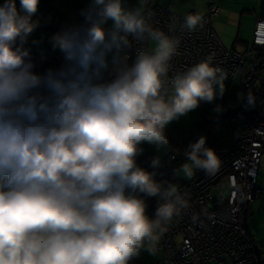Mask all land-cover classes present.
Here are the masks:
<instances>
[{"label":"clouds","instance_id":"obj_1","mask_svg":"<svg viewBox=\"0 0 264 264\" xmlns=\"http://www.w3.org/2000/svg\"><path fill=\"white\" fill-rule=\"evenodd\" d=\"M39 5L0 4V264H133L156 253L187 207L159 178L164 158L175 156L168 127L222 99L227 76L209 56L169 77L179 39L153 26L150 0H88L81 23L48 38L63 63L38 72ZM168 27L177 29L175 17ZM203 27L194 14L179 24ZM238 102L255 107L251 93ZM224 110L215 104L217 119ZM145 146L154 153L147 167ZM182 155L174 176L221 167L203 135Z\"/></svg>","mask_w":264,"mask_h":264},{"label":"built area","instance_id":"obj_2","mask_svg":"<svg viewBox=\"0 0 264 264\" xmlns=\"http://www.w3.org/2000/svg\"><path fill=\"white\" fill-rule=\"evenodd\" d=\"M74 5H79L78 0H74ZM150 7L155 13L153 26L179 39L170 62L169 77L211 56L214 65L223 68L227 78L238 82L239 93H251L255 98L253 108H245L240 102L232 108L224 95L215 103H203L197 109L201 116H215L212 136H207V145L215 149L221 159V167L215 175L195 170L191 177L182 173L174 176L173 169L185 162L183 155L175 152L174 158H164L159 178L177 186L185 195L187 207L167 224L157 245L156 264H264V251L258 241L250 237L246 227V218L252 214L251 205L262 193L258 187V165L264 147V18L256 19L250 45L236 50L223 43L212 24V18L219 12L214 0L207 1L204 13L192 7L180 14L171 9V4L162 5L153 0ZM48 11V6H43L38 10V18L45 19ZM188 14L202 16L204 27L193 32L182 31L179 24ZM173 17L177 29L170 32L168 26ZM78 21L82 22L80 15ZM40 41L32 49H41L45 70L58 68L63 63L62 55L51 46H45L43 39ZM215 104L225 109L218 119L213 112ZM225 121H229L234 133L228 142L218 144L213 133ZM201 135L204 136L200 131L193 132L189 142ZM152 155L145 148L140 163L147 167ZM217 184L226 186L225 196L213 197L209 189ZM156 204L154 199L149 200L150 216ZM133 264L141 263L136 259Z\"/></svg>","mask_w":264,"mask_h":264},{"label":"rangeland","instance_id":"obj_3","mask_svg":"<svg viewBox=\"0 0 264 264\" xmlns=\"http://www.w3.org/2000/svg\"><path fill=\"white\" fill-rule=\"evenodd\" d=\"M166 0H161V3ZM172 1L173 8L172 10L177 13H185L191 6V0H167L165 4ZM193 1V0H192ZM208 0H194L196 10L204 13L206 10L205 4ZM216 3L221 4L220 14L213 17L214 28L222 36L223 43L228 48H233L236 50H241L240 45H232L231 39L233 41L234 37L241 33L244 36L248 37L245 39L249 41L252 39V20L257 15H264V0H215ZM4 0H0L2 4ZM80 4V0H78ZM130 5H135L136 0H128ZM43 0H40V6L43 5ZM55 5H60V7L65 10H69L68 14H64V18H58L55 22L49 23V18L46 19L47 28H49V33L53 34L56 31L60 30L62 27L67 25H76V19L78 21L79 13L74 14V10L80 8V6L74 5V0H50V8L53 9ZM17 6L19 7V0H17ZM35 19V17H34ZM42 22L40 21V26ZM38 30V29H37ZM46 28L44 29V31ZM36 33H33V35ZM221 38V37H220ZM33 58L36 62V70L38 72H44L45 68L42 63V53L41 50L35 48L32 50ZM226 92L225 96L228 99V105L232 108L235 103L238 102V83H236L232 78H227L225 81ZM211 115V114H210ZM208 115L201 116L198 114V111H194L187 118H181L178 122H173L169 125L167 129V134L171 139L172 144L175 146L174 151L178 153V150H181L180 146H177L178 141H180L181 133L189 132L190 130L200 131L204 136H212L211 131H213V126L215 118L211 122L208 120ZM201 124L202 126H199ZM233 130L231 129L229 121H225L222 126H217L215 132L213 133L214 137L218 139H227V136L233 135ZM224 141V140H223ZM148 152L153 153V150L145 146ZM258 187L262 189V193L259 198H257L251 205L252 214L246 218V227L249 235L252 238H255L258 241L260 249L264 251V147H262L261 158L258 165ZM213 197L225 196L227 194L226 186L217 184L212 186L210 189ZM141 264H156L157 256L155 254H149L148 252H142L139 258L137 259Z\"/></svg>","mask_w":264,"mask_h":264},{"label":"crops","instance_id":"obj_4","mask_svg":"<svg viewBox=\"0 0 264 264\" xmlns=\"http://www.w3.org/2000/svg\"><path fill=\"white\" fill-rule=\"evenodd\" d=\"M153 1H156V2H158V3H160V4H162V5H168V4H171V9L173 8V3H172V1H170V2H168L167 4H165L166 2H167V0L165 1V2H163V3H161V0H153ZM194 1V0H193ZM192 0H191V4H192V6L188 9V10H190L193 6H194V8L196 9V7H195V4H194V2H193ZM222 0H220V2H221ZM87 3H88V0H80V8H78V9H75L73 12H74V14L75 15H77L79 12H78V10L80 11L82 8H84V7H86V5H87ZM216 5H217V7H218V9H219V12H218V14L217 15H219L220 14V6H221V4H217L216 3ZM41 7L42 6H40L39 7V9H41ZM53 9H51V8H49V11L47 12V14H46V19L47 18H49L48 20H49V23H52V22H55L56 20H58V17L57 16H59L60 18H64V14H68L69 13V10L67 9V10H65V9H63L62 10V8L60 7V5H55L54 7H52ZM187 10V11H188ZM206 10V9H205ZM55 13V14H54ZM54 15H57L56 17L54 16ZM217 15H215V16H217ZM214 16V17H215ZM35 18H38L37 16L35 17ZM59 18V19H60ZM258 18H264V15H257V16H255V18H253V20H252V23H251V25H252V30H253V27H254V24H255V21H256V19H258ZM39 19V18H38ZM46 19L44 20V21H46ZM40 20V19H39ZM41 22H42V25L38 28V30H36L34 33H36V34H34L33 35V39H43V42H44V44L45 45H47V46H50V44L48 43V38L52 35L51 33H49V28H47V26H48V24H46V22H44V21H42V20H40ZM76 25L78 24V21H77V19H76ZM212 24H213V18H212ZM213 26H214V24H213ZM46 28V30L44 31V29ZM216 31L218 32V30L216 29ZM218 34H219V36L221 37V39H223L222 38V36H221V34L218 32ZM251 36H252V33H251ZM252 38V37H251ZM245 39H248V37H246V36H244V34L243 33H241V36H240V34H238L236 37H234V39H233V41H232V39H231V42H232V45L233 46H235V45H240L241 46V48H238V49H244V48H246V47H248L249 46V44H250V42H251V39L249 40V41H246ZM223 41V40H222ZM35 48H38V49H40L39 47H34L33 49H35ZM32 49V50H33ZM233 49V48H232ZM41 50V49H40ZM41 53H42V51H41ZM234 80V79H233ZM236 83H238L236 80H234ZM238 89H239V84H238ZM210 115V114H209ZM212 118H215V116L213 117V115H210V121L209 120H207V121H209V122H211L213 119ZM231 135H230V137H228L227 136V139H221L222 140V142H226V141H228L229 139H231ZM252 209V208H251Z\"/></svg>","mask_w":264,"mask_h":264},{"label":"trees","instance_id":"obj_5","mask_svg":"<svg viewBox=\"0 0 264 264\" xmlns=\"http://www.w3.org/2000/svg\"><path fill=\"white\" fill-rule=\"evenodd\" d=\"M215 1V0H214ZM43 5H42V7L43 6H48V8H50V0H43ZM215 3H216V1H215ZM78 6H80V4L78 5ZM205 6H206V4H205ZM41 7V8H42ZM194 7V6H193ZM40 10V9H39ZM187 12V11H186ZM55 14V13H54ZM183 14V13H182ZM38 17V16H37ZM58 18H59V16H57ZM40 19V18H39ZM46 19V18H45ZM45 19H40V20H42V21H44ZM79 23H81V22H78V24ZM250 45V44H249ZM45 46H47V45H45ZM247 48V47H246ZM242 50V49H241ZM209 117H208V120L210 121V115L209 114H207ZM211 115H213V117H214V114H211ZM199 126H202L201 124H199ZM194 132V130L192 129V130H190L189 132H183V133H181L180 135H181V137H180V141H178V143H177V146H180V148H181V150H178V153H180L181 155H182V152H183V148L189 143V137H190V135L192 134ZM215 138V137H214ZM214 141L216 142V143H226V142H228V141H226V142H222V140H220V139H214ZM252 208V207H251ZM251 237V236H250Z\"/></svg>","mask_w":264,"mask_h":264},{"label":"water","instance_id":"obj_6","mask_svg":"<svg viewBox=\"0 0 264 264\" xmlns=\"http://www.w3.org/2000/svg\"><path fill=\"white\" fill-rule=\"evenodd\" d=\"M34 59V58H33ZM34 62H35V59H34ZM35 64H36V62H35ZM37 71V70H36Z\"/></svg>","mask_w":264,"mask_h":264}]
</instances>
